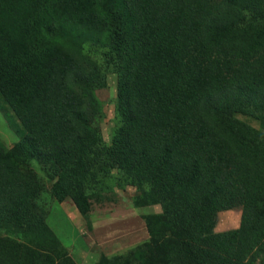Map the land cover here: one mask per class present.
<instances>
[{"label":"trees","instance_id":"obj_1","mask_svg":"<svg viewBox=\"0 0 264 264\" xmlns=\"http://www.w3.org/2000/svg\"><path fill=\"white\" fill-rule=\"evenodd\" d=\"M0 104L23 132L0 141V264H75L47 198L87 216L109 180L160 210L146 241L95 264L264 257V0H0ZM234 207L238 227L215 231Z\"/></svg>","mask_w":264,"mask_h":264},{"label":"rangeland","instance_id":"obj_2","mask_svg":"<svg viewBox=\"0 0 264 264\" xmlns=\"http://www.w3.org/2000/svg\"><path fill=\"white\" fill-rule=\"evenodd\" d=\"M101 100L105 117L101 123L106 144L110 143L116 97V74H107L106 86L96 91ZM241 121L259 128V119L252 115L236 114ZM23 135L12 112L0 104V141L12 146ZM107 196L102 201L91 199L87 216L82 215L70 198L57 201L48 197L45 222L57 237L75 264H95L101 254L105 256L123 254L131 247L148 239L143 216L160 210L159 205L135 207L132 197L135 187L116 186L109 180ZM241 209L234 207L220 211L215 231L238 227ZM255 264H264V257Z\"/></svg>","mask_w":264,"mask_h":264}]
</instances>
